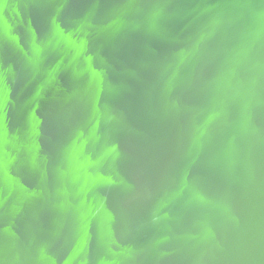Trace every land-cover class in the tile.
I'll return each mask as SVG.
<instances>
[{"label": "water", "instance_id": "1", "mask_svg": "<svg viewBox=\"0 0 264 264\" xmlns=\"http://www.w3.org/2000/svg\"><path fill=\"white\" fill-rule=\"evenodd\" d=\"M0 264H264V0H0Z\"/></svg>", "mask_w": 264, "mask_h": 264}]
</instances>
